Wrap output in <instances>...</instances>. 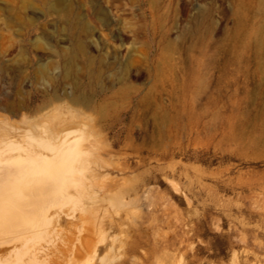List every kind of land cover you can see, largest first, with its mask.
Returning <instances> with one entry per match:
<instances>
[{"label": "rangeland", "instance_id": "374dc122", "mask_svg": "<svg viewBox=\"0 0 264 264\" xmlns=\"http://www.w3.org/2000/svg\"><path fill=\"white\" fill-rule=\"evenodd\" d=\"M90 68L128 91L103 116L68 99ZM70 105V181L11 208L0 264H264V0H0V153Z\"/></svg>", "mask_w": 264, "mask_h": 264}, {"label": "bare ground", "instance_id": "6f19581e", "mask_svg": "<svg viewBox=\"0 0 264 264\" xmlns=\"http://www.w3.org/2000/svg\"><path fill=\"white\" fill-rule=\"evenodd\" d=\"M82 31H83V29H82ZM82 36H83V34H82ZM83 45L85 46V44H83ZM81 50H82L81 48L77 49V51H81ZM73 57H74V54H71L70 56H68L69 62L71 64L73 62ZM89 62H90V60H89ZM90 66L92 67V65H90ZM93 69H94V67H93ZM182 71H184V69ZM100 74H101V71H100ZM142 74H143V72H142ZM142 74H140V75H142ZM88 78H92V79L90 81H88L87 85H83V84H79V83H77L75 85L76 93H72L71 95H68V99L72 104H80L84 107L92 106V107L96 108V111H98L97 112L98 114L97 113L96 114L98 116L104 115V112H105L104 105L105 104H113L114 100L128 94L127 93L128 91L124 88H120L117 90V89H113L112 88L113 86H111V87L99 86L96 82V79L98 78V72L96 70H92L91 68L88 71ZM69 79H71V78H69ZM214 82H215V80H214ZM208 86H209V84H208ZM203 91L204 90L202 89V92ZM197 93H199V91ZM204 94H205V92H204ZM199 96H201V95H199ZM54 97L57 98V95L54 94ZM49 103H50V100L44 98L41 101V103L38 106H36V110L45 107ZM180 107L181 108L179 110H176V114L195 115L199 109V99L194 98V99H190L188 101L183 100L180 103ZM66 109L69 112L67 116L63 115L62 114L63 110H61L60 112H55L52 115H50L51 117H50L47 125L31 124V127L29 129V134L27 136L24 134L18 133V134H20V137H16V140L7 143L8 149L6 148V149H4V151H1L0 154L1 155L4 154V156H2V157L0 156V237L5 238V236H7L8 232H9L8 228L12 227V223L11 222L8 223V221H7L8 217H9L8 215L11 212V208L12 209H18L19 211L27 209L26 208L27 205L25 207V205H23V203H22L23 202L22 200H24L26 196H29V198L35 199L38 196H43L46 192H49L50 194H53V195L57 194V193L61 194V189H62V188H60L61 184H63L64 182H66L69 179V177L65 174V170L68 169L69 167H71L70 166L71 160H74V159L78 160L79 159V154L77 151L67 153L66 151H64V149L57 151L55 154H53L52 151L55 150L59 146V144H58L59 134H58L57 129L52 128V125H53V122H55L57 119L63 120L64 118H68V117L71 119H75V118H79V117H89V114H87L84 109L75 108L71 105L69 107H66L64 110H66ZM91 138H93V137L91 136ZM92 140H94V138ZM94 143H95V140H94ZM86 144H84V145H86ZM27 146L34 148V150H32L33 151L32 156H29L25 153H19V154H16L15 156H14V154L8 155L9 149H13V152H11V153H14V149H16V148L24 147V148L29 149ZM40 147H41V149H40ZM42 148L49 149V150H46V152H45V151H43ZM41 154H44V156H42V158L40 156ZM85 154H86V152H85ZM86 156L84 155V157H86ZM89 156H90V154H89ZM97 156L99 157L98 154H97ZM109 156H110V154H109ZM87 159L89 161V157ZM86 163H87V161H86ZM87 164H88V166L90 165L89 162ZM92 168H94V167H92ZM89 169H91V168L89 167ZM77 175H78V173H77ZM82 177H84V176H82ZM80 178H81V176H80ZM83 180H84V178H83ZM68 181H70V180H68ZM82 196H83V193H82ZM13 197H16L17 200L19 199V201H18L19 203L17 202L14 204L13 202H11L12 201L11 198H13ZM21 197H23V199ZM55 197H56L55 195H54V197L52 196V198H54L53 202L51 201L52 203L56 202L57 199ZM79 197H80V194H79ZM75 198H77V197L75 196ZM25 200H27V198ZM20 201H22V202H20ZM32 202H34L33 204H36V207H34V210L36 212H38V210L40 208H43V207L37 205L36 201L33 200ZM21 215H23V213H21ZM24 219H23V221H25ZM36 222H38V223L35 224L34 227H36L40 224V221L37 220ZM25 224H26V227L27 226L31 227L34 225L33 223H30V222H26ZM24 227H23V229H24ZM23 229H21V230H23ZM4 240L6 242L9 241V240H7V238Z\"/></svg>", "mask_w": 264, "mask_h": 264}]
</instances>
